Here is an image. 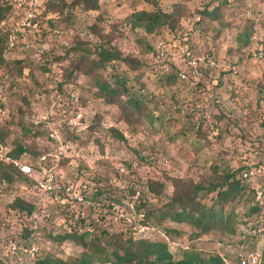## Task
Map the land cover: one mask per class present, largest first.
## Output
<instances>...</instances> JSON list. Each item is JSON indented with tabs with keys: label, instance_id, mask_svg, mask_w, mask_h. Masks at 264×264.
<instances>
[{
	"label": "rangeland",
	"instance_id": "rangeland-1",
	"mask_svg": "<svg viewBox=\"0 0 264 264\" xmlns=\"http://www.w3.org/2000/svg\"><path fill=\"white\" fill-rule=\"evenodd\" d=\"M74 1L1 0L10 10L0 23V264L47 255L115 264L114 253L131 247L150 263L153 241L166 243L173 260L194 253L199 264H238L235 254L255 251L238 244L242 233L159 219L177 193L238 175L249 146L264 165V0H98L93 9ZM158 8L170 14L158 33L128 21ZM160 38L186 39L239 70H215L200 85L147 80L141 114L98 95L81 56L117 48L118 76L148 79V44ZM240 202L242 211L246 197ZM71 231L86 238L54 239Z\"/></svg>",
	"mask_w": 264,
	"mask_h": 264
},
{
	"label": "trees",
	"instance_id": "trees-1",
	"mask_svg": "<svg viewBox=\"0 0 264 264\" xmlns=\"http://www.w3.org/2000/svg\"><path fill=\"white\" fill-rule=\"evenodd\" d=\"M75 3L70 7H74L76 4H80L85 9L96 8L98 6V0H75ZM10 8L8 5L2 4L0 0V23L6 18ZM68 14H71V12ZM170 14L163 12L162 10H141L133 13L129 22L133 27L142 28L149 33L160 32L163 25L170 22ZM5 34L0 35V42H4ZM141 41V39L139 40ZM182 42L191 45V42L186 39H182ZM201 51V50H198ZM203 51V50H202ZM210 51V50H208ZM211 53H214L210 51ZM147 60L145 63L149 68V72H146L148 79H144V76L135 75L131 80L121 79L118 76L116 69V61H124L121 52L117 48L98 46L96 51V58L90 59L85 53L81 56V60L91 64L90 72L92 73L95 86L98 88V95L109 103H119L128 114H141L147 109L146 104L141 100L139 96L148 86L147 80H154L159 83L160 86L168 85L174 86L179 82L178 68L174 67L169 73H155L151 68V59L154 56V44H148ZM5 61L3 55V47L0 45V65ZM134 67H139V63L133 61L129 62ZM236 63V62H235ZM141 66V65H140ZM100 69L107 71L110 69L106 76L99 73ZM215 70L211 68H205L202 70V76L199 79H188L185 81H192L197 85H200L202 80L207 75H212ZM217 72V71H216ZM226 72H220L221 75H225ZM0 83H3L2 81ZM136 111V112H134ZM0 135L2 131L0 130ZM23 151V149H21ZM260 153V151H259ZM257 164L262 165L261 160L257 161ZM248 166V162L241 165L239 173L236 171L227 172L223 181L220 184L202 185L196 188V191L192 192L189 189H185L181 193H177L166 205L167 209L163 210L160 214L159 221L165 217H172L179 222H186L202 233H207L213 229H217L222 233L239 234L242 233L243 237L238 241L239 245H244L247 249L260 250L262 258H264V247L257 248V242L264 238V230H260L258 226V220L264 217V208L261 207L256 201L254 190L251 184H248L246 180L242 179L240 172ZM11 167V166H10ZM6 178L11 179L8 174H4ZM203 192V196H210V202H203L199 198V193ZM246 197L247 205H244L242 211L241 199ZM14 205V204H13ZM32 210L30 209L29 212ZM147 219L152 216L149 211L146 214ZM254 223V224H253ZM249 226L248 231L245 233L241 227ZM168 232L171 230H167ZM86 233L77 234L75 231L67 232L66 234H59L54 239L64 240L67 238L76 239L83 242L86 238ZM107 233V232H105ZM97 239V238H95ZM264 240V239H263ZM146 246V244H145ZM149 252L154 256L152 262L147 263L143 260L139 250L131 247L127 249L123 254L119 252L114 253L115 264H199L202 259L194 253H186V255L180 260H173L172 254L168 249L166 243L153 241L147 243ZM257 248V249H256ZM247 252V251H246ZM240 254H235L234 259L239 262ZM221 264H225L223 258L220 259ZM37 264H90L87 258H83L77 261L63 260L51 255H47L38 260Z\"/></svg>",
	"mask_w": 264,
	"mask_h": 264
},
{
	"label": "built area",
	"instance_id": "built-area-1",
	"mask_svg": "<svg viewBox=\"0 0 264 264\" xmlns=\"http://www.w3.org/2000/svg\"><path fill=\"white\" fill-rule=\"evenodd\" d=\"M258 55L255 52V56ZM176 59L182 61L183 65L176 63ZM151 69L157 73H169L174 67L178 68V79H199L202 70L211 68L219 72H237L238 64L228 58L220 59L208 50L195 51L188 43L181 40L157 39L154 43V56L151 59ZM1 111V108H0ZM4 113V112H2ZM250 156L248 166L241 172L242 179L250 182L253 187L256 201L264 208V185L260 180L264 177V168L257 164L259 150L254 146L248 147ZM260 230H264V217L258 220ZM261 252L259 250L240 253L239 264H261Z\"/></svg>",
	"mask_w": 264,
	"mask_h": 264
}]
</instances>
